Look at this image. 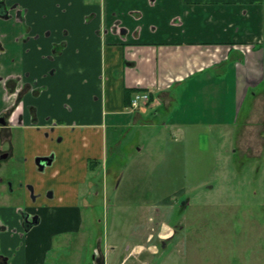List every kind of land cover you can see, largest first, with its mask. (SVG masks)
Here are the masks:
<instances>
[{"label":"crops","instance_id":"1","mask_svg":"<svg viewBox=\"0 0 264 264\" xmlns=\"http://www.w3.org/2000/svg\"><path fill=\"white\" fill-rule=\"evenodd\" d=\"M30 14L39 40L38 47L26 44L32 48L27 56L30 66L39 64L44 90L38 98L28 95L23 119L11 116L12 125L0 127V135L9 142L2 148L7 158L22 141L28 181L38 190L54 185L55 192L37 211L29 202L38 223L22 231L18 226L12 235V219L22 222V209L0 208V264L2 257L6 264H56L48 261L54 237L79 232L80 200H88L81 185L94 184L92 162L108 155V130L130 119L147 126L163 113L162 127L178 135L206 118L229 130L252 100L239 145L264 152V0H39ZM17 28L13 38L20 23ZM5 44L10 58L25 56L22 41ZM5 69L18 72L20 61ZM138 91L152 99L131 109ZM127 92H134L130 106ZM51 155L46 174L38 171L36 157ZM164 225L168 239L174 238L176 230ZM19 232L22 242L13 252L8 240L17 241ZM132 244L136 253V239ZM96 253V264H107L110 251L100 247Z\"/></svg>","mask_w":264,"mask_h":264},{"label":"rangeland","instance_id":"2","mask_svg":"<svg viewBox=\"0 0 264 264\" xmlns=\"http://www.w3.org/2000/svg\"><path fill=\"white\" fill-rule=\"evenodd\" d=\"M251 102L229 130L206 118L178 135L162 127L163 113L152 125L130 119L109 129L108 155L103 162L93 160L94 184L81 185L88 196L80 200L81 228L55 236L48 261L96 264L101 247L110 251L107 264H264V152L252 154L239 145ZM14 149L0 165V208L28 212L29 202L46 205L43 198H51L55 186L45 191L31 183L34 200L27 192L22 141L16 140ZM12 220L17 226L9 235L23 229ZM164 221L176 230L174 238L163 232ZM4 231L0 227V234ZM20 235L8 240L9 250L18 249Z\"/></svg>","mask_w":264,"mask_h":264},{"label":"flooded vegetation","instance_id":"3","mask_svg":"<svg viewBox=\"0 0 264 264\" xmlns=\"http://www.w3.org/2000/svg\"><path fill=\"white\" fill-rule=\"evenodd\" d=\"M39 0H0V102L3 104V108L0 110V127H10L11 116H18L19 119H23L25 116L24 107H27V97L30 94L34 98H38L41 92L44 90L41 84L43 74L39 72V64L29 65L27 54L32 51V48L26 46L30 42H36L39 40V34L33 29V26L29 24L30 5H35ZM59 0H56L58 2ZM20 23L22 29L18 36H14L16 33L17 25ZM22 41L23 49L20 61V70L18 72H5L6 65L10 63H17L16 58H10V49L8 50L5 43ZM55 52V51H54ZM54 56V55H53ZM52 59L51 56H49ZM13 97V102L11 98ZM32 116H36V111L32 108ZM5 135H0V149L6 147L9 142L4 139ZM3 150V149H2ZM0 154V165L3 159L8 157V152ZM54 159V155H51ZM37 170L42 172L45 170L40 169L36 164ZM25 181L27 184V192L35 200V189L31 185L32 182L28 181L25 171ZM3 182V178L0 179ZM33 184V183H32ZM33 203V202H32ZM37 211L38 207L32 206ZM22 226L24 230L29 229L33 225L37 224L39 217L37 212H27L21 210ZM32 216V217H31ZM1 264H6V258H1Z\"/></svg>","mask_w":264,"mask_h":264},{"label":"built area","instance_id":"4","mask_svg":"<svg viewBox=\"0 0 264 264\" xmlns=\"http://www.w3.org/2000/svg\"><path fill=\"white\" fill-rule=\"evenodd\" d=\"M150 101V92L139 91L136 92L131 100V108L138 109L142 105L147 104Z\"/></svg>","mask_w":264,"mask_h":264},{"label":"water","instance_id":"5","mask_svg":"<svg viewBox=\"0 0 264 264\" xmlns=\"http://www.w3.org/2000/svg\"><path fill=\"white\" fill-rule=\"evenodd\" d=\"M53 161L52 156H37L36 164L39 165L40 169H44L46 166L51 165Z\"/></svg>","mask_w":264,"mask_h":264},{"label":"trees","instance_id":"6","mask_svg":"<svg viewBox=\"0 0 264 264\" xmlns=\"http://www.w3.org/2000/svg\"><path fill=\"white\" fill-rule=\"evenodd\" d=\"M128 94V99H129V106H130V100H131V97L133 96L134 92L131 94L130 92H127ZM151 97H150V101H151ZM94 162H92V167H96V164H93Z\"/></svg>","mask_w":264,"mask_h":264}]
</instances>
